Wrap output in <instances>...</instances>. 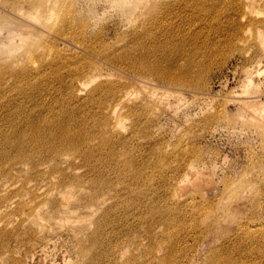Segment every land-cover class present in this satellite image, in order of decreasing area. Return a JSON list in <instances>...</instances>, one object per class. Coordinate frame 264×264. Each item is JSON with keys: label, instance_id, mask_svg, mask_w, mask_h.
<instances>
[{"label": "rangeland", "instance_id": "374dc122", "mask_svg": "<svg viewBox=\"0 0 264 264\" xmlns=\"http://www.w3.org/2000/svg\"><path fill=\"white\" fill-rule=\"evenodd\" d=\"M40 4L0 0V264H264V0Z\"/></svg>", "mask_w": 264, "mask_h": 264}, {"label": "bare ground", "instance_id": "6f19581e", "mask_svg": "<svg viewBox=\"0 0 264 264\" xmlns=\"http://www.w3.org/2000/svg\"><path fill=\"white\" fill-rule=\"evenodd\" d=\"M36 2H37V4H39V6H41V4H40V0H36ZM47 5H48V3H47ZM191 172H192V174H193L194 171H192V170L190 171V170H189L188 173H187V176H192V175H191ZM195 173H196V172H195ZM195 173H194V176H195ZM193 181L196 182V181H198V180L193 179Z\"/></svg>", "mask_w": 264, "mask_h": 264}]
</instances>
